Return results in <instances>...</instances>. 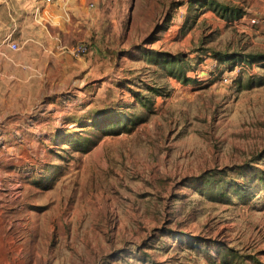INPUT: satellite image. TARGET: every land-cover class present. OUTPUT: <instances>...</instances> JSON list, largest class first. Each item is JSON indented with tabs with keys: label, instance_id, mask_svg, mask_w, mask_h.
<instances>
[{
	"label": "rangeland",
	"instance_id": "374dc122",
	"mask_svg": "<svg viewBox=\"0 0 264 264\" xmlns=\"http://www.w3.org/2000/svg\"><path fill=\"white\" fill-rule=\"evenodd\" d=\"M218 1L86 0L62 82L0 56V264H264V0Z\"/></svg>",
	"mask_w": 264,
	"mask_h": 264
},
{
	"label": "crops",
	"instance_id": "0c3cea01",
	"mask_svg": "<svg viewBox=\"0 0 264 264\" xmlns=\"http://www.w3.org/2000/svg\"><path fill=\"white\" fill-rule=\"evenodd\" d=\"M86 4V0H0V56L4 69L14 73L11 83L26 89L30 75L35 81L43 75L57 76L55 83L72 75L74 57L69 49L86 39L92 27ZM8 38L18 44V51L5 43Z\"/></svg>",
	"mask_w": 264,
	"mask_h": 264
},
{
	"label": "trees",
	"instance_id": "16d2710c",
	"mask_svg": "<svg viewBox=\"0 0 264 264\" xmlns=\"http://www.w3.org/2000/svg\"><path fill=\"white\" fill-rule=\"evenodd\" d=\"M208 6L213 8V10L216 11V13L220 16H222L223 18H237L239 15H240V10L237 9L236 7L234 6H231V5H226L222 2H219L218 0H209L208 2ZM250 60H245L247 61L248 63L252 64L253 60H260V59H264L263 55H250L248 57ZM167 62H171V60H168ZM218 62V61H217ZM223 68L221 69L223 72L227 71V70H230L233 66H238L239 63H236V59L234 58H231L230 60H224L223 62ZM169 64L166 65L167 67H169ZM230 64V65H229ZM218 63H217V66L218 67ZM222 72V73H223ZM213 73V72H212ZM185 78V81H188L190 79H187L186 77Z\"/></svg>",
	"mask_w": 264,
	"mask_h": 264
},
{
	"label": "built area",
	"instance_id": "2783aa9c",
	"mask_svg": "<svg viewBox=\"0 0 264 264\" xmlns=\"http://www.w3.org/2000/svg\"><path fill=\"white\" fill-rule=\"evenodd\" d=\"M48 3H51L53 0H46ZM5 43L9 44V47L12 51H18L19 50V46L17 43L13 42V40L11 38L6 39ZM71 55L76 58V59H81L84 56L87 55L89 48L86 44H84L83 42H79L76 45H73L70 49H69ZM221 83L223 85H229L232 83V79L230 76H225L221 79Z\"/></svg>",
	"mask_w": 264,
	"mask_h": 264
}]
</instances>
